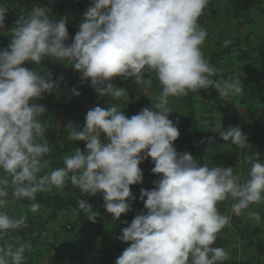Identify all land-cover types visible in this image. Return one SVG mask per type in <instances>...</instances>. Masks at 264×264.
<instances>
[{
	"label": "clouds",
	"instance_id": "9594fccd",
	"mask_svg": "<svg viewBox=\"0 0 264 264\" xmlns=\"http://www.w3.org/2000/svg\"><path fill=\"white\" fill-rule=\"evenodd\" d=\"M210 0H90L72 42L68 18L57 19L47 6H33L20 15L10 30V43L0 50V240L25 226L27 216L6 210L9 197L32 202L37 194H65L69 186L83 194L102 193L104 208L117 220L131 211L135 199L130 186L143 182L139 165L149 157L159 175L151 190L140 189L139 211L117 239L128 243L115 264H222L228 252L214 247L217 234L230 225L231 217L217 205L231 199V212L240 215L250 205L264 204V160L258 153L246 157L247 178L233 167H209L173 146L178 127L168 118L169 97L207 90L214 86L219 97L242 93L240 79H213L218 69L203 54L206 29L199 23ZM9 8L0 4V30L5 29ZM231 43L224 42L225 46ZM45 59L68 62L90 81L100 96L124 97L127 91L111 81L120 77L144 82L155 74L160 86L151 108L128 117L117 106H95L84 117V126L68 121L64 131L72 141L85 142L63 157V166L47 168L44 157L50 147L40 117L44 106L35 101L57 86L28 65ZM62 79V78H61ZM73 95L79 96L76 89ZM31 101V103H30ZM224 141L240 149L250 146L239 126L212 128ZM78 208L93 223L98 212L84 199ZM259 223L261 215L249 211ZM26 243L0 244V264H25Z\"/></svg>",
	"mask_w": 264,
	"mask_h": 264
},
{
	"label": "trees",
	"instance_id": "16d2710c",
	"mask_svg": "<svg viewBox=\"0 0 264 264\" xmlns=\"http://www.w3.org/2000/svg\"><path fill=\"white\" fill-rule=\"evenodd\" d=\"M0 4L9 8L5 19V29L0 30V50H2L10 43V30L16 19L33 6H47L57 19L68 18L66 27L69 40L65 43L70 44L79 30L82 15L90 5V0H0ZM263 5L264 0H210L199 20L207 31V38L202 45L204 57L218 69L213 79H240L242 93L230 95L224 100L219 97L214 86H209L207 90L190 91L187 96H179L178 112L175 111L174 104L169 105L172 113L168 118L181 131V135L173 142L178 152L190 153L194 159L202 164L207 163L209 167L213 165L223 168L238 167L242 173L244 172L246 178L250 168L246 157L256 152L260 159L264 160V21H261L259 28H256L252 20L256 13L264 15ZM226 40L231 41L228 46L224 44ZM28 67L34 68L46 79H51L57 84L53 88L56 92L54 96H51V93H43L42 98L35 101L46 109V113L40 117L42 124L46 126L44 139L48 141L50 147L49 154L44 157L48 161V166L41 172L45 174L62 167L63 157L66 154L74 153L76 148L81 151L85 150L83 141H74L71 146L67 144L62 134L65 132H59L58 126H66L68 121L76 123L77 119H81L82 128L86 105L98 99L114 103L116 100L111 96H100L91 87L90 81L81 82L80 72L74 70L68 62L45 59L40 65L29 64ZM152 75L154 76L148 78L146 74L144 82L140 85L137 83L132 85L133 78H131L128 85L139 92L150 84L154 85L155 91L158 92L161 90L159 83L155 74L152 73ZM111 82L117 86L116 78ZM73 89L80 93L79 96L74 95V99ZM52 100H55L53 104ZM68 108H70L69 113L66 112ZM107 108L106 106L105 109ZM118 108L128 117L141 110L139 105L132 106V104L128 105L127 110L122 104H119ZM219 120H221L223 129L239 126L246 134L250 146L240 149L231 141H224L218 132H213L211 128ZM242 121L246 124H240ZM234 151L239 152V158L237 156L232 165L228 166L226 160L228 155ZM139 167L143 171V182L130 186L131 191H136L135 194L133 193L135 199L132 201L134 202L131 203L135 210L133 213L126 216L122 214L117 220H113L111 214L107 213L104 208L102 193L94 196L83 194L71 185L64 190L63 196L55 190L37 194L35 202L40 204V208L35 213L29 210L32 202L27 199L13 200L9 197V203L6 205L8 213L16 217L26 215L27 220L23 228L10 231L0 240V244L5 242L29 244L30 248L25 251V264H39L35 259L38 251L36 247L47 249L51 264H61L63 256L59 250L61 247H65L68 253L77 254L78 248L81 253L89 252L94 260L93 264H114L115 251L123 249L127 244L117 239L121 229L126 227L122 221L132 220L137 212L141 211L142 207L138 209L136 206V203L140 201V189L151 190L154 187L153 181L160 178L151 171L154 164L150 157L144 160ZM79 199H84L92 206V211L99 213L95 223L89 221L86 215L79 210ZM99 201L103 204L102 206H99L101 204ZM224 202H219L217 207L221 214L231 217L230 225L217 234V240L213 245L222 247L228 252V262L223 261L222 264H251L254 261L255 264H259L260 260L264 262V238H260V245L256 249L257 260L256 258L250 261L245 258L238 261L233 260L235 258L233 252L237 251L236 244L242 243L244 247H251L252 244L254 246L253 238H257L259 231L264 229V204L250 205L240 215H235L231 212L230 200L226 201L225 206ZM249 211L260 213L259 223L249 218ZM60 212L73 213L74 218L71 214H68L67 218L71 216L74 224L70 221L59 220V230L56 233L59 232L62 236L69 233L70 238L68 241L61 242L59 237H56L57 239L47 246L45 240L49 233V223L55 222ZM104 247L106 250L103 249ZM246 253L247 251L244 256ZM96 254L100 255L96 257Z\"/></svg>",
	"mask_w": 264,
	"mask_h": 264
},
{
	"label": "crops",
	"instance_id": "0c3cea01",
	"mask_svg": "<svg viewBox=\"0 0 264 264\" xmlns=\"http://www.w3.org/2000/svg\"><path fill=\"white\" fill-rule=\"evenodd\" d=\"M130 79L131 78H128V79H122V78H120V77H116V80H117V87H121V88H124L126 91H127V93H126V95L124 96V97H121V98H115V103L114 102H112V101H110V102H108V101H106V100H101V99H98V100H96L94 103H90L89 105H86L85 106V111H86V113H87V111L89 110V109H91V108H93V107H95V106H100V107H102V108H106V106L107 107H109L110 105H115V106H119V104H122V105H124L125 106V108H126V110L128 109V105H130V104H132V106L134 105V106H137V105H139L140 106V108L142 109V108H144L143 107V101L145 100V103L146 102H148V103H151V102H153L154 101V97L155 96H157V95H159V93H160V91H155V86L154 85H148L145 89H142L141 91H139V92H137V91H135V90H133V88H132V86L131 85H128V83H129V81H130ZM157 88V87H156ZM55 91H53L52 90V92H51V96H54L55 95ZM158 93V94H157ZM75 98V96L73 95V99ZM53 99V98H52ZM131 102H130V101ZM54 101L55 100H52L51 101V103L53 104L54 103ZM69 110H70V108H68L67 110H66V112H68L69 113ZM81 119H77V122L76 123H74V124H76V125H79L80 127H81V124L83 125V123H82V121H80ZM176 122V121H175ZM68 123V122H67ZM242 123V125H245L246 123L245 122H240V124ZM178 127V126H177ZM64 129H65V126H63V125H59L58 126V131L59 132H65V133H62V134H64V137H65V139L67 140V144H69L70 146H71V144L74 142V141H72V140H69L68 138H67V136H68V134H67V132L66 131H64ZM178 131H179V133L181 132L180 131V129H179V127H178ZM180 135H181V133H180ZM238 154H239V152L237 153V152H231L230 153V155H228L229 157L227 158V160H226V162H227V165L229 166V165H232V162L236 159V157L238 156ZM238 158H239V156H238ZM225 163V162H224ZM224 163H222L223 165H224ZM240 164V163H239ZM241 170V169H240ZM235 174H237V175H239L241 178H242V180L243 179H246V175L244 174V172L242 173V170L240 171V173H238V172H234ZM152 185H154L153 183H152ZM132 193H136V191L135 190H133L132 191ZM230 200V204H232V200L231 199H229ZM227 201V200H226ZM224 202V206H225V204L227 205V202ZM126 221H128L129 223L131 222V220H128V219H126ZM123 225H125V226H127L126 224H124L123 223ZM51 231H52V235H50L49 233H48V236H47V239L45 240V243H46V245L48 246V245H51V243H52V241H54V239H57L56 238V236L57 235H59V232H58V234H56L57 233V230H53L52 228H51ZM259 236L257 237V238H253V242H255V244H254V246H253V244L251 245V247H244L243 245H242V243L241 244H236V252H233L234 253V256H235V258L233 259L234 261H238V260H243V258H245L246 260H252V259H255L256 257V255H257V251H256V249L259 247V242H260V238H264V229H261V231H259ZM263 241V240H262ZM239 242V241H238ZM264 245V244H263ZM124 246V245H123ZM126 247H128V243L126 244V246H124V248L123 249H117V251H115V255H114V264H115V260H116V258L122 253V251L126 248ZM38 249V251H37V254H36V256H35V259L39 262V264H51L50 262H49V257L47 256V249L46 248H44V247H42V248H38V247H36V250ZM104 250H106V247H104L103 248ZM247 251V253H246V255L244 256V254H245V252ZM99 253V252H98ZM100 254H96V256H99ZM256 260H257V258H256ZM224 262H228L227 260L226 261H224ZM241 262V261H240ZM258 263L259 264H264V262L262 261V260H260V261H258ZM101 264V263H100ZM251 264H255V261L254 262H251Z\"/></svg>",
	"mask_w": 264,
	"mask_h": 264
},
{
	"label": "rangeland",
	"instance_id": "374dc122",
	"mask_svg": "<svg viewBox=\"0 0 264 264\" xmlns=\"http://www.w3.org/2000/svg\"><path fill=\"white\" fill-rule=\"evenodd\" d=\"M263 7H264V5H263ZM252 20L255 23V25H253V26H255L256 28H259V26L261 25V21H264V15H262L261 13H256L252 17ZM147 76H148V78H151L154 75L147 74ZM133 80L134 79H132V85H135L136 83ZM146 82L149 83V81H146ZM137 85H140V84H137ZM178 99H179L178 97H169V105H171V103L174 104L175 105V111H177V112H178V108H177V105H178L177 100ZM142 103H143V107H149V108H151V106H152L151 103H148V102L145 103V100ZM102 201H103V199H102ZM133 202L134 201H131V203H133ZM99 203H101V201H99ZM102 205H103L102 203L99 204V206H102ZM136 206H137L138 209L142 207L141 208V211H145L144 210L143 201L140 200L139 202H137L136 203ZM133 210L134 209L132 208V205H131V211L127 212L125 214V216L133 213L135 211V210L134 211ZM68 214L69 215L71 214V216L73 217V213H68ZM68 214H65L64 212H60L58 214V219L55 222H50L49 223L48 232H49L50 235H52L51 228L53 230H57V231L59 230V228H58L59 220L70 221V223L74 224V219H72L71 216L69 218H67V215ZM56 237H59V241H61V242L68 241V239L70 238L69 237V233H66L65 236L58 235ZM65 237H66V239L64 240ZM65 249H66L65 247H61L59 249L60 252L63 254L61 264H93L94 263V260H93L92 256L89 254V252H82L81 253L80 252L81 250L78 248L77 249V254H74V253H68L67 249L66 250Z\"/></svg>",
	"mask_w": 264,
	"mask_h": 264
},
{
	"label": "built area",
	"instance_id": "2783aa9c",
	"mask_svg": "<svg viewBox=\"0 0 264 264\" xmlns=\"http://www.w3.org/2000/svg\"><path fill=\"white\" fill-rule=\"evenodd\" d=\"M234 172H238V173H240L239 168H238V167H235V168H234Z\"/></svg>",
	"mask_w": 264,
	"mask_h": 264
}]
</instances>
